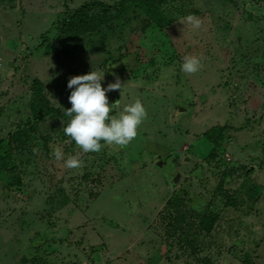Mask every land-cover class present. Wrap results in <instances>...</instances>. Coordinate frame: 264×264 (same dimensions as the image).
<instances>
[{"label": "rangeland", "instance_id": "obj_1", "mask_svg": "<svg viewBox=\"0 0 264 264\" xmlns=\"http://www.w3.org/2000/svg\"><path fill=\"white\" fill-rule=\"evenodd\" d=\"M85 1L0 5V140L32 122L34 79L63 114L44 117L0 174V264H264V0H156L164 28L129 8L62 35L65 12ZM188 15L199 29L180 23ZM185 55L201 58L195 74L181 70ZM92 70L104 88L121 82L106 93L119 99L111 115L136 99L146 109L124 148L85 153L56 137L69 78ZM217 125L226 141L208 156L202 134ZM70 155L81 168L65 167ZM206 211L218 219L199 234Z\"/></svg>", "mask_w": 264, "mask_h": 264}, {"label": "clouds", "instance_id": "obj_2", "mask_svg": "<svg viewBox=\"0 0 264 264\" xmlns=\"http://www.w3.org/2000/svg\"><path fill=\"white\" fill-rule=\"evenodd\" d=\"M180 23L193 29H199L202 25V21L193 15L186 16ZM201 66V58L185 55L181 70L192 75L198 72ZM103 79V74L92 70L84 75L72 76L67 82V87L71 89L68 96L71 107L64 109V114L69 120L63 132L85 153H99L105 145L126 147L136 138L139 126L147 117L140 99L125 105L118 115H111L114 110L120 108L119 99L110 104L106 93L120 91L122 85L117 77L115 83H109L107 88H104L101 83ZM53 156L60 160L63 153L57 148ZM65 167L81 168L82 161L70 155L65 160Z\"/></svg>", "mask_w": 264, "mask_h": 264}, {"label": "trees", "instance_id": "obj_3", "mask_svg": "<svg viewBox=\"0 0 264 264\" xmlns=\"http://www.w3.org/2000/svg\"><path fill=\"white\" fill-rule=\"evenodd\" d=\"M13 0H0V5L4 2H11ZM129 8H134L143 13L151 22L157 27L164 28L169 22L164 17L162 11L158 7L156 0H117L114 4H107L100 0L85 1L80 6L69 9L65 12L64 17L59 22L58 28L62 35L78 38L83 35H88L99 31L101 28L120 20ZM44 46V43L41 44ZM51 51L50 45L44 46L45 55H49ZM32 97V122H27L22 126H18L12 133H9L6 138L0 140V174L10 172V158L14 149L25 146L33 132L37 129L38 123L46 116L62 117L58 110L52 108L43 95V84L34 79L30 88ZM66 126L69 117L63 116ZM63 128L57 134V139L65 141L73 148L76 144L69 137L65 136ZM227 126H213L204 132L203 139L212 144L211 152L208 156L212 155L216 148H222L226 141ZM103 143V142H102ZM38 151H43L44 147L37 148ZM161 166V164H160ZM175 193H172V198H175ZM217 214L206 211L197 217V228L199 234H210L215 223L217 222ZM187 244L192 245V242L186 240ZM193 246V245H192Z\"/></svg>", "mask_w": 264, "mask_h": 264}, {"label": "water", "instance_id": "obj_4", "mask_svg": "<svg viewBox=\"0 0 264 264\" xmlns=\"http://www.w3.org/2000/svg\"><path fill=\"white\" fill-rule=\"evenodd\" d=\"M184 109H185V107H182V108H180V111L182 112V111H184Z\"/></svg>", "mask_w": 264, "mask_h": 264}]
</instances>
